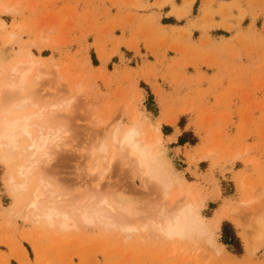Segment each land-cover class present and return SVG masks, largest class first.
<instances>
[{
	"label": "rangeland",
	"instance_id": "obj_1",
	"mask_svg": "<svg viewBox=\"0 0 264 264\" xmlns=\"http://www.w3.org/2000/svg\"><path fill=\"white\" fill-rule=\"evenodd\" d=\"M0 3L14 8H0V82L28 55L38 62L13 113H46L30 127L55 138L44 204L76 219L65 231L39 221L6 182L14 161H0V264H264V0ZM11 100L0 90V116ZM133 117L147 137L157 128L174 181L166 196L123 154L103 170L100 144ZM170 132L176 139L163 137ZM185 186L204 201L201 226L215 246L197 231L171 242L152 229L159 207L173 212L188 199ZM107 191L138 198L136 229L93 212ZM222 223L238 245L222 242Z\"/></svg>",
	"mask_w": 264,
	"mask_h": 264
},
{
	"label": "bare ground",
	"instance_id": "obj_2",
	"mask_svg": "<svg viewBox=\"0 0 264 264\" xmlns=\"http://www.w3.org/2000/svg\"><path fill=\"white\" fill-rule=\"evenodd\" d=\"M0 8H3L6 12L14 9L13 7L9 8L1 3ZM4 25V22L0 23L1 28H3ZM13 35V33L8 34L7 44L12 41ZM36 64L39 65L31 55H28L26 60H19L12 64L6 72L7 77L4 81L0 82V90L3 91L4 94H7V97L11 96L13 100V102L11 100V103H14V99L16 102L20 99L18 103L15 102V104H11L9 107L7 106L8 108L2 109V111L6 110V114L0 116V161L4 163H8L9 160L14 161L13 168L7 171L6 182L9 185L19 188L26 194L24 197L25 201L22 202L23 208L35 216L39 221L65 231L74 226L76 219L71 216L70 211L68 213L54 204H44L45 198L43 199V195L48 191L47 185H43L44 182L46 183L44 180L46 179L45 173L48 171L46 168L47 165L49 166L52 164H50L52 161L49 148L52 147L50 145L55 141V138L52 139L50 137L52 136V133H50L51 131L45 133L39 129L37 133H33V130L31 131L30 128L32 122H36L32 121L33 117H42L40 120L43 121L44 117H46L44 116L46 113H43L44 115L31 113L21 114L19 116L13 113L15 108H22L25 104L26 98H19L18 94L27 86L32 68ZM39 71L40 70H36V78L41 74ZM76 88L77 92L81 91L78 84ZM60 109L65 110V108ZM61 110L58 109V112L60 113ZM54 111L55 110L52 112L51 110L49 112L47 111V115L49 117L51 116V119H47L51 121L53 119L54 121L57 118V114L59 113ZM40 120L38 121L37 119L38 122H40ZM138 125V119L133 117L132 123L128 127L122 130L118 135L114 134L111 136L110 145L107 143L100 144L99 150L102 152V161H106V166L103 170L108 168L110 162L116 155L123 154L126 160L129 161L130 164H133L132 167L135 172L137 171L142 182L155 181L159 183L161 187L158 186V184L157 186L162 188V195L166 196L168 195L169 189L174 184V181L172 179L169 163L161 156L159 148L160 138L157 128L154 127L155 133L153 137H147ZM107 156L108 160H106ZM97 167L98 166H95L93 168L94 171ZM50 170L51 169H49V171ZM37 177H39L38 184L32 186V183L35 182L34 180ZM184 188V194L188 199H184L185 201L178 206L175 205L176 208L173 212H170V210L164 207H159L156 220H151L150 223V225H152L151 227H153L152 229L157 235L171 242L184 239L185 233L197 231L200 235L205 237L206 241L211 246H215L213 237L208 233L205 227L202 228L201 226L200 210L205 205L204 201L195 196L189 186H185ZM48 193H50V190ZM93 195L96 196L95 194ZM99 202L100 204L94 207V213L106 215L110 219L113 218L115 223V220L119 221L120 227L124 232L136 229L134 220H136L135 218L143 211L139 206L140 203L138 198L134 199L125 195L123 192L107 191L101 195ZM172 203H174V200ZM79 212L80 211L73 214L80 216ZM85 213L81 212L80 219L85 223H93V217H89ZM213 225L215 228H218L219 221L215 220Z\"/></svg>",
	"mask_w": 264,
	"mask_h": 264
},
{
	"label": "trees",
	"instance_id": "obj_3",
	"mask_svg": "<svg viewBox=\"0 0 264 264\" xmlns=\"http://www.w3.org/2000/svg\"><path fill=\"white\" fill-rule=\"evenodd\" d=\"M226 226L229 228V231L225 230ZM221 233H222V237H223L222 242L224 244H230L231 242H228V241H233V242H237L236 244L238 245V238L235 235L232 227L228 223H222ZM226 239H227V241H226Z\"/></svg>",
	"mask_w": 264,
	"mask_h": 264
},
{
	"label": "crops",
	"instance_id": "obj_4",
	"mask_svg": "<svg viewBox=\"0 0 264 264\" xmlns=\"http://www.w3.org/2000/svg\"><path fill=\"white\" fill-rule=\"evenodd\" d=\"M160 118H161V117H159V118H154V119H156V120L159 119V120H160ZM162 123L165 124L162 120H160V126L162 125ZM162 135H163L164 138H166V137H168V136H174L175 139H176V134L174 135L173 132H170L169 134H163V133H162ZM171 142H172V141H171Z\"/></svg>",
	"mask_w": 264,
	"mask_h": 264
}]
</instances>
